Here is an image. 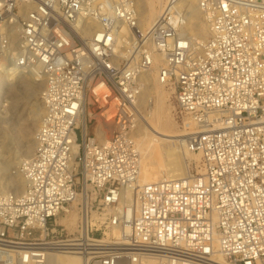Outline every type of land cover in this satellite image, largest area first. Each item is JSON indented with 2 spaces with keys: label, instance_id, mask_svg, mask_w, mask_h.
I'll use <instances>...</instances> for the list:
<instances>
[{
  "label": "built area",
  "instance_id": "built-area-1",
  "mask_svg": "<svg viewBox=\"0 0 264 264\" xmlns=\"http://www.w3.org/2000/svg\"><path fill=\"white\" fill-rule=\"evenodd\" d=\"M177 1L144 29L136 0H0V70L39 67L45 110L24 187L0 193V264H264V0H199L202 42ZM156 56L201 172L139 185Z\"/></svg>",
  "mask_w": 264,
  "mask_h": 264
},
{
  "label": "bare ground",
  "instance_id": "bare-ground-1",
  "mask_svg": "<svg viewBox=\"0 0 264 264\" xmlns=\"http://www.w3.org/2000/svg\"><path fill=\"white\" fill-rule=\"evenodd\" d=\"M138 1L139 0H136L137 8L139 9L141 6L139 5ZM142 1L144 2V4L142 5V10H138L140 26L144 29H148L156 21L157 17L160 15L161 11L164 8L163 6L164 4L162 0H142ZM191 1L192 4H190L189 0L177 1L179 3L178 5H180L181 8L184 9L186 8L188 11L190 10L188 12L189 22H192L191 20H193L195 16L197 17V14H200V9L198 6L199 0H191ZM158 5L160 7L159 9L157 8ZM140 16H142L143 22L146 25V27L143 25ZM196 26H198V23L196 24ZM200 26H201V30L205 34V37L209 35L210 28L209 25L204 20V18L201 20ZM196 29H198V27ZM124 31L126 32V30ZM187 31L189 32L188 26H187ZM194 35H195L194 36L195 38L193 37L194 39L196 40L200 39L198 42H202L203 40L206 39L205 37L200 38L201 36L199 31L196 32ZM161 63H162L161 57L156 56L153 70L149 74L145 75L144 89L141 95V104L142 107L144 106L142 111L143 118H142V123L137 129V135H136V137L138 138L137 143L139 141L138 148L141 153V169L139 176V185H144V183L145 184L154 183L163 179H178V178L188 177L190 173L186 171V168L182 166V159H183L182 155H184L183 152H181L182 150H184L186 155H188L190 158H195L197 160H200V154L189 151L186 145L187 136L195 128L194 123H192L187 118H184L186 119V121H188V123L192 124L193 130L189 131L188 129H184L181 131H174L172 129V125L168 117V108H170L168 105L169 98L167 93L164 91V84H162L158 79V72ZM23 72L24 71L16 70L8 66H5L0 70V73L3 74L5 73L10 80H16L17 78H19V76H23L22 74ZM153 72H155V76L152 77ZM27 73H29L32 76H37L41 78L40 80L44 81V77L40 72V68L37 66H34L30 70H28ZM148 91H153L154 97L148 98L147 96ZM44 112H45L44 104H43V99L41 97V103L39 104L36 112V115L38 116L40 123L43 119ZM108 117H112V115L109 114ZM30 143L31 144L29 149L25 152L24 155L25 157L23 158L24 161L27 160L32 155L35 145L34 137H33V141H31ZM172 143L179 145L182 148L181 151H178L179 159L177 158L178 159L177 161L173 160V154L175 150H172L170 147ZM19 166L17 168H19ZM17 168L14 173L21 176L22 179L19 178L20 183L19 182L18 183L21 185V187L22 185L24 187L25 184L24 178L21 172L17 170ZM11 183L12 186L14 187L13 191H19L17 184L14 181H12ZM0 193H5V192L0 190ZM73 207L77 208V204H75ZM67 214H68V218L67 217L66 218L64 217L65 219L62 218V223L67 224L70 228L73 229L77 226L80 220L79 212L76 210L75 211L69 210ZM83 222H84V229H86L85 216L83 218ZM52 262H54V264H85V258L79 255L61 252L53 255ZM214 262L215 264H230L224 258V256L219 252L215 254Z\"/></svg>",
  "mask_w": 264,
  "mask_h": 264
},
{
  "label": "rangeland",
  "instance_id": "rangeland-1",
  "mask_svg": "<svg viewBox=\"0 0 264 264\" xmlns=\"http://www.w3.org/2000/svg\"><path fill=\"white\" fill-rule=\"evenodd\" d=\"M138 2L141 6L138 10H142L144 2L142 0H139ZM162 2L165 7L168 0H162ZM189 2L192 4L191 0H189ZM157 8H160L159 5ZM185 10L187 9L185 8ZM140 17L143 25L146 27L142 16ZM202 19L203 16L200 11V14H197V17L195 16L194 19L191 20L192 22H189L188 30L193 37L198 31L200 32V38L205 37V34L201 30L200 26ZM195 22L196 24L198 23V26H196ZM197 27L198 29H196ZM207 37L208 35L205 38ZM199 40L200 39H198V41ZM22 74L23 76H19L16 80H10L5 73H0V190L5 193L13 191L14 187L12 186V181L17 184L19 191L22 190L23 185L21 187L19 184V181L22 178L14 172L24 161L23 158L25 157V152L29 149L31 144L30 142L33 141L35 132L40 124V120L36 115V112L39 104L41 103L44 81L40 80L41 78L32 76L27 72H23ZM153 76H155V72H153L152 77ZM164 91L167 93L169 98L168 105L170 108H168V117L171 122L172 129L174 131H181L184 129H188L189 131L193 130L192 124L188 123L186 119L177 113V105L173 88L164 84ZM147 96L148 98L154 97V92L148 91ZM170 147L172 150H175L173 160L177 161L179 159L178 151H181L182 148L174 143H172ZM181 152L184 154L182 155V166L186 168V171L190 174L200 173L201 161L195 158H190L186 155L184 150ZM70 210H76L79 212L78 208L75 207L70 208ZM66 217L68 218V214L65 218ZM62 218L65 219L64 217ZM62 218L60 219V222H62Z\"/></svg>",
  "mask_w": 264,
  "mask_h": 264
}]
</instances>
